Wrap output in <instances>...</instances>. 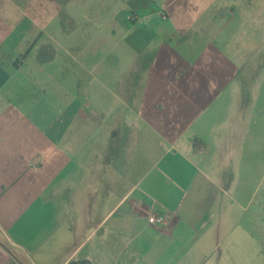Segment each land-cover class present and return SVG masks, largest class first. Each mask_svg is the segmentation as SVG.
Instances as JSON below:
<instances>
[{"label":"crops","instance_id":"0c3cea01","mask_svg":"<svg viewBox=\"0 0 264 264\" xmlns=\"http://www.w3.org/2000/svg\"><path fill=\"white\" fill-rule=\"evenodd\" d=\"M20 13L0 0V237L29 259L16 263L52 264L75 247L86 264H119L122 240L140 264H181L217 201L231 200L193 131L206 72L113 68L89 92L65 64L45 67L54 39ZM153 207L165 225L148 222Z\"/></svg>","mask_w":264,"mask_h":264},{"label":"rangeland","instance_id":"374dc122","mask_svg":"<svg viewBox=\"0 0 264 264\" xmlns=\"http://www.w3.org/2000/svg\"><path fill=\"white\" fill-rule=\"evenodd\" d=\"M15 1L23 24H40L54 39L55 61L45 67L57 73L65 64L89 92L102 72L112 79L113 68L141 79L175 66L206 72L207 104L201 97L193 104V131L207 139L215 179L231 200L217 201L181 264H264V0ZM123 246L118 263L140 264ZM74 250L56 252L52 264H86ZM16 257L29 260L0 237V264Z\"/></svg>","mask_w":264,"mask_h":264},{"label":"built area","instance_id":"2783aa9c","mask_svg":"<svg viewBox=\"0 0 264 264\" xmlns=\"http://www.w3.org/2000/svg\"><path fill=\"white\" fill-rule=\"evenodd\" d=\"M148 222L155 227H161L167 223V219L164 215L157 213L153 207L151 213L148 214Z\"/></svg>","mask_w":264,"mask_h":264},{"label":"trees","instance_id":"16d2710c","mask_svg":"<svg viewBox=\"0 0 264 264\" xmlns=\"http://www.w3.org/2000/svg\"><path fill=\"white\" fill-rule=\"evenodd\" d=\"M198 142L196 141L195 144H197Z\"/></svg>","mask_w":264,"mask_h":264}]
</instances>
